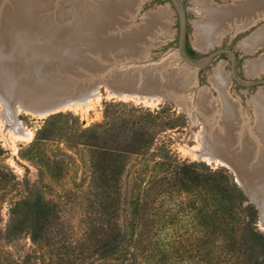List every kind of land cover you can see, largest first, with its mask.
Segmentation results:
<instances>
[{"label":"rangeland","instance_id":"374dc122","mask_svg":"<svg viewBox=\"0 0 264 264\" xmlns=\"http://www.w3.org/2000/svg\"><path fill=\"white\" fill-rule=\"evenodd\" d=\"M92 1L95 0H86L87 4ZM179 1L185 10V51H191L194 56L187 55L191 59L201 60L211 52L223 51L203 70L193 71L178 58L179 15L171 0H154L144 5L134 23L138 24L149 10L154 13H161L162 9L167 11L165 24L159 26L161 31L153 28L155 31H151L147 39V42L152 39L156 42L150 49V57L159 61L143 75L149 77L155 74L154 78L169 84L181 80L186 85L195 72L196 85L186 92L185 99L190 105L188 110L173 100L160 97L155 103L127 94L120 97L103 86L91 92L96 95L90 99L88 107H83L81 103L78 107L69 105L42 117L38 111L32 110L38 108L33 102V93L25 87L20 90L13 86L20 72L13 70V67L0 65V94L3 96H0V148L3 150L0 156V230L4 228L11 204L37 195L54 206L63 228L59 248H52L46 242H31L26 236L0 238V264H246L238 243L232 252L214 246L210 254L204 256V247L194 241L201 231L196 209L202 206L203 195L197 188L185 190L181 182L173 179V172L183 161L201 162L212 171H224L238 187L245 190L249 203L256 208L254 191L251 189L264 187V180L252 187L250 183L242 184L232 168L218 161H207L190 149L207 148L215 134L205 130L200 120H194V111L203 103L210 102L211 109L218 111L215 121L220 122L219 114L224 110V104L212 82L218 68L227 78L228 97L231 96L229 101L234 98L232 100L236 103L233 105L247 122L244 121L243 126L245 135H249L246 130L251 131L254 127L256 111L253 106L257 102L253 98L264 92V82L251 83L264 81V69L257 68L254 73H248V67L264 56V42L254 50L246 49L245 44L264 28V17L248 31L233 36L242 30L234 27L216 38L213 41L216 44L210 48L199 50L194 40L202 31H198L201 17L193 8L207 0ZM209 1L216 6L232 3V0ZM74 6V3L67 1L55 10L54 7H50V10L42 5L39 11L42 17L43 14H51L45 21L59 27L58 35L65 38L76 34L75 30H79L77 25L84 16L79 9L81 12L78 11V16L74 17ZM6 31L4 26V34L0 35V60L11 53L12 42L8 43L7 40L11 37L6 36ZM12 33L16 46L21 48L18 44L22 42L20 45H23L25 37L18 36L17 32ZM34 37H26L30 39L24 47L35 50L32 58L42 56V52H39L42 44ZM114 39L119 42L122 36L117 34ZM48 40L49 36L44 41ZM107 47L113 52L119 49L112 43ZM28 54L26 52L21 57L13 55V64ZM98 55L94 57L100 66L112 67L115 64L110 54ZM79 59L86 60L83 56ZM26 71L32 78V86L42 89L40 83H45V75L36 72V69L31 72L26 68ZM84 72L85 67L78 66L72 76L76 74L83 78ZM131 73L134 74L133 71ZM72 76L66 74L64 77L74 82ZM233 123L239 124L237 119ZM203 131L207 135L205 139ZM233 131L237 134L242 130L237 132L234 128ZM95 159L98 166L110 163L124 168L115 178L117 186L113 187L112 197L114 223L124 233L127 243L117 255L102 260L91 255L93 243L87 235L101 208L99 202L108 199L107 188L104 190L102 182L92 174V161ZM164 176L168 178L166 181H158ZM112 180L111 175L107 181ZM137 199L143 206L140 215H134V202ZM215 205L209 201L205 210L214 209ZM255 226L264 235V216L260 217L259 213ZM209 255L211 260H207Z\"/></svg>","mask_w":264,"mask_h":264},{"label":"bare ground","instance_id":"6f19581e","mask_svg":"<svg viewBox=\"0 0 264 264\" xmlns=\"http://www.w3.org/2000/svg\"><path fill=\"white\" fill-rule=\"evenodd\" d=\"M48 1L49 3L51 2V4L48 5ZM67 1L75 5L74 17L78 16V11L80 10L83 11L84 16L81 20L79 19L80 21L77 25L79 30H75L76 34L79 33V35L70 34L63 38L58 35L59 27L50 25V21H45L47 20L46 17H50L51 14H43L44 17H42L39 7L43 5L50 10V7H54L55 10L56 7L61 6ZM145 1L147 0H95L87 4L88 2H86V0H0V35L4 34L3 29L5 26L7 28L6 36L11 37L7 39L8 43L10 41L12 42V45L10 44L11 53L0 60V65L2 64L3 67L7 66L8 68L13 67V70L20 72L18 76L19 79L15 80L16 85L13 86L19 87L20 90H22V87H25L33 93L31 94L35 96L33 102L35 105H38V108L32 110L38 111L39 115L42 117L60 111L69 105L78 107L81 103L83 107H88L90 99L96 95L91 94V92L101 87L99 84L101 82H103L104 86L111 92H114L120 97L127 94L132 97L147 98L154 103L158 101L159 97L161 99L166 97L165 92L172 94V99L175 98L176 95L178 96L176 98H180L179 96L184 97V95L180 94L183 87H188L192 82L189 81L190 83L183 85V82L181 80L179 82L178 80L175 84H169L154 78L155 74L153 76L149 75V77L143 75V73L148 72V68L155 67L156 64L132 68L123 73L115 72L112 76H108L104 79V81L96 82L91 85H89V82L79 83L78 80L82 77L81 75L75 74L74 77L72 76V72H74L73 68L77 65L86 68L83 73V75L86 76L90 72H94L97 67L103 68L104 66H100L98 60L94 57L96 55L99 56L98 53L100 56L109 53H117L114 57L116 61L125 60L127 58H141L142 52L145 53L147 48L152 46L155 42L153 39V41L147 42L151 34L150 32H154L156 28L158 31V29L161 28L159 26L165 24L167 12L162 9V12H159V14L149 10L144 13L139 23L136 24L134 21L137 19L141 6ZM231 2L230 4L227 2L226 5L216 6L212 4L211 1L207 0L199 3L196 5L197 7L193 8V11L201 17L199 21L200 24L198 23V31L202 29L201 33H198L196 40H194L196 48L199 50L205 49L206 47L210 48V46L216 42L213 43L216 38L221 37V35L223 36V34L234 27L241 30L247 25L255 24L256 21L264 17V0H232ZM108 22L110 24H108ZM107 24L108 26H106ZM131 26L133 27L131 28ZM104 27L106 32H104ZM12 31L17 32L18 36L23 35L25 37L23 41L24 44L20 45L22 42L18 44L21 48L16 46V42L11 35ZM159 31L161 30L159 29ZM117 34L122 36V40L119 42H116L114 39ZM33 35L35 36V40H37L39 44H42L39 49V52H42V56L36 58H32L31 56L35 53V50H32V48H24L25 45H27V41L30 39H26V37ZM47 36H49L48 42L44 41ZM81 42L83 43L81 44ZM263 42L264 28L256 33L255 38L250 40L248 44H245L246 49L249 50L253 48L250 50H254ZM47 43H49V48L47 47ZM111 43L113 46L116 45L119 49L114 52L109 50L107 45ZM26 52L29 53L26 57L24 56L21 59L17 58V63L13 64V55L21 57L25 55ZM82 56L85 57V61L76 59L78 57L82 58ZM146 62H148V59ZM108 67L111 66L109 65L104 68ZM26 68H28V71L31 70V72H34L36 69V72L43 73L46 78L44 83L45 86H59V89L62 88L63 90L59 94V92H55V90L53 91L52 89L51 91L42 90L32 86V78L30 79V74L28 75ZM257 68H261V70L264 69V56L261 60L256 61V64L253 63L248 67V73H254L255 70H258ZM132 71L134 74L131 73ZM66 74L71 75L74 82L67 81L64 77ZM76 76H79V78ZM188 80L192 81V77ZM212 82L215 88H217L220 99H222L224 104V110L219 114V118L221 117L222 119L220 118V122L219 120L215 121V116L216 114L218 115V111H215L213 108L211 109L210 102L203 103L198 110L194 111L192 114L194 120H200L204 124L203 127L205 130L210 133L215 132V134L212 137L213 139L211 138L210 143H208L209 146L207 148L205 147L198 150V148L195 147L196 149L192 148L190 151L207 161H218L227 165L235 171L242 184L250 183L252 187L256 182L264 180V92L253 98V100L255 99L254 101L257 102V104H254L256 106H253L256 111V123L254 127L251 128V131L246 130L249 135H245L243 129L244 117L241 115L240 111L237 110V107L233 105V103H236L232 100L234 98L231 99V102L229 101L231 96L228 97V81L221 69L218 68L215 70L212 76ZM77 84L79 86H76ZM67 87L71 88L64 91ZM23 95L25 96L24 93ZM0 96L3 97L1 94ZM20 97L23 98L22 96ZM176 103H179V106L183 107L185 110H188L190 107L186 99L185 101L181 100ZM80 109L82 110L81 107ZM234 119H237L239 124L233 123ZM234 128L237 132L240 129L243 132L240 131L236 134L233 131ZM202 135L204 139L207 137L204 131ZM251 190L254 191L252 194H254L255 197L254 199L259 216L262 217L264 216V187Z\"/></svg>","mask_w":264,"mask_h":264},{"label":"trees","instance_id":"16d2710c","mask_svg":"<svg viewBox=\"0 0 264 264\" xmlns=\"http://www.w3.org/2000/svg\"><path fill=\"white\" fill-rule=\"evenodd\" d=\"M187 54L194 56L189 50ZM2 155L3 150L0 148ZM122 169V166L110 163L98 166L96 159L92 161V174L97 181L102 182L104 190L107 188L108 194L106 201L99 202L101 208L87 234L88 240L93 243L91 255L101 260L117 255L124 243H127L124 233L114 223L115 206L112 197L113 187L117 186L115 178L119 177ZM173 174V179L181 182L185 190L197 188L203 195V204L196 209L201 231L194 241L204 247V256H208L214 246L232 252L238 243L241 245L240 251L245 255L246 264H264V235L255 226L257 207L249 203L243 191L226 172L212 171L201 162L183 161ZM111 175L113 182H108ZM167 179L164 176L158 181ZM209 201L216 204L215 208L205 210ZM134 205V215H140L143 210L140 200L137 199ZM61 226L59 213L42 196L24 197L8 207L7 220L0 230V238L5 240L26 236L31 242H46L52 248H59L63 229ZM164 254L168 255L166 252ZM207 260H211L210 255Z\"/></svg>","mask_w":264,"mask_h":264},{"label":"water","instance_id":"95a60500","mask_svg":"<svg viewBox=\"0 0 264 264\" xmlns=\"http://www.w3.org/2000/svg\"><path fill=\"white\" fill-rule=\"evenodd\" d=\"M152 1H154V0H147V1H145L142 6L144 7V5L149 4ZM171 1H172L173 5L175 6V8H176V10L178 12V15H179L180 34H179V45H178V48H177L178 58H179L180 61H182L183 64H187V66L190 69H193V71H195V70H197V71L203 70V69H205L206 67H208L210 65V63L213 61L214 57L217 56L218 53L223 52V51L222 50H219V51L211 52L210 54H208L205 58H203L201 60L191 59L187 55V53L185 51V42H186V35H185V32H186V29H185V24H186V20H185V10H184L183 5L181 4V2L179 0H171ZM142 6H141L140 11L143 9ZM251 26H252L251 24L250 25H247L241 31L235 32L233 36H236L238 33L248 31L251 28ZM152 47H153V45L152 46H149L147 48V50L145 51V53L142 52L140 59H131V58L128 59L127 58L125 60L115 61L114 57L117 55V53H114V54H110L109 53L110 54L109 57L112 58V60L115 62V65H113L112 67H108V68L97 67V68H95V71L94 72H90L87 76L85 75L83 78L81 77V79H79L78 81H79V83L89 82V85H91L93 83L95 84L96 82L104 81V79H106L108 76H112L115 72H122L123 73V72H127V71L131 70L132 68L142 67V66H145V65H148V64L149 65H155V64H157V62L159 60H154V59H152V57H150L152 55L151 54V51H150V49ZM231 57H232V55H231ZM76 59L77 60H80L79 57L76 58ZM147 59H148V62H150V63L146 62ZM162 61L163 60H161V62ZM78 66H80V65L74 66L73 70L76 67H78ZM193 73L194 74H191L192 75V81L190 80V82H192V83L188 87H183L182 92L180 93V94L184 95V97L179 96L180 98H176V97H178L176 95L175 98L172 99L171 98L172 97V94H170L168 92H165L166 93V95H165L166 97H164L163 99L173 100L175 102H180L181 100L185 101L184 98H187L186 97V92L189 89H191L194 85H196V82H195V76H196V74H195V72H193ZM260 82H264V81H257V82H253L251 84L254 85L255 83H260ZM99 84L101 85V87L104 86V83L103 82H101ZM76 86H79V85L77 84ZM95 86H97V85H95ZM41 87H42L43 90H50V91H51V89L53 91L55 90V92H59V94L63 90L62 88L59 89V86H53V85L50 86V87L45 86V84L43 82H41ZM70 88L71 87H67L66 89H64V91L65 90H69ZM176 104L177 105H180L179 103H176ZM192 120H193V118H192ZM240 188L243 191V193L245 195H247V193L245 192V190L242 187H240Z\"/></svg>","mask_w":264,"mask_h":264}]
</instances>
